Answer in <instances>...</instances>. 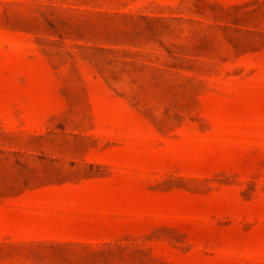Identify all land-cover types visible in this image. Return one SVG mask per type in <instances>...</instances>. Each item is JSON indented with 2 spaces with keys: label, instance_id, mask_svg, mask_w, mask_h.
Masks as SVG:
<instances>
[{
  "label": "rangeland",
  "instance_id": "1",
  "mask_svg": "<svg viewBox=\"0 0 264 264\" xmlns=\"http://www.w3.org/2000/svg\"><path fill=\"white\" fill-rule=\"evenodd\" d=\"M0 264H264V0H0Z\"/></svg>",
  "mask_w": 264,
  "mask_h": 264
}]
</instances>
